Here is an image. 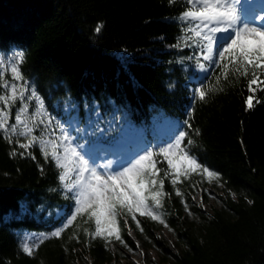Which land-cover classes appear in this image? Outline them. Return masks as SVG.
Segmentation results:
<instances>
[{"label": "trees", "instance_id": "obj_1", "mask_svg": "<svg viewBox=\"0 0 264 264\" xmlns=\"http://www.w3.org/2000/svg\"><path fill=\"white\" fill-rule=\"evenodd\" d=\"M183 10L182 0H0V61L8 65L24 54L20 69L29 94L35 89L44 104V114L30 121L34 135L56 139L62 134L59 124L75 143L120 146L123 155L138 144L123 145L127 136L138 134L144 143L153 119L169 117L174 121L170 135L185 131L193 141L183 142L191 155L217 173L202 174L221 190L218 205L207 210L192 199L195 193L206 195V179L189 173L173 186L167 162L156 158L157 179H164L167 194L156 211L172 238L161 237L163 224L148 216L136 214L143 231L130 215L118 217L132 250L138 242L158 254L159 261L148 264H264V90L257 89L254 107L247 109L250 93L243 78H221L217 86L219 68L200 71L199 49L183 42L185 25L178 19ZM5 79H11L8 68ZM201 84L223 90L200 101L194 89ZM25 103L31 116L36 101ZM20 106L17 100L9 110V124ZM22 151L0 132V264H102L120 256L123 245L115 239L110 250V243L105 247L104 240L85 236V228L94 229L93 221L84 222L87 216L77 217L60 238L50 237L65 223L74 200L60 184V170L38 146L23 156ZM100 158L117 157L104 152ZM61 208L64 214L55 218ZM40 236L49 238L32 256L21 250L25 241Z\"/></svg>", "mask_w": 264, "mask_h": 264}, {"label": "snow or ice", "instance_id": "obj_2", "mask_svg": "<svg viewBox=\"0 0 264 264\" xmlns=\"http://www.w3.org/2000/svg\"><path fill=\"white\" fill-rule=\"evenodd\" d=\"M178 0H169L170 4ZM184 10L178 19L185 25L184 43L186 46H194L199 49L195 56L196 65L200 71L207 73L210 67L220 70L216 76L217 86L223 81L227 82L230 76L237 79L243 78L250 93L245 99L247 109L254 107L255 92L264 90V15L253 16V21L259 20L260 26H253L248 22L247 0H182ZM101 26L97 25L95 31L99 32ZM191 33V35H189ZM189 42L191 44L189 45ZM25 57L23 53L17 54L14 60L5 65L0 61V132L5 134L9 143H15L23 149L19 155L28 153L29 149L38 146L45 160H50L59 169L58 179L62 187L71 194L74 200V211L67 215L62 227L50 233L52 238H60L62 233L73 225L77 217L87 216L84 222H94V229L83 230L86 237L92 240L97 238L105 241V247L114 238L129 252L133 250L121 236L118 217L121 213L130 215L141 231L137 213L140 216H148L153 221H159L168 227L156 209L161 208L164 179H157L161 169L157 168V157L162 156L167 162L175 186L180 178L188 177L189 173L202 170L204 174L212 177L217 173L202 166L191 155L187 145L193 141L187 138L185 131H178V135L171 142L160 147H144L127 157L117 159L115 167L110 165L97 166L90 149L82 144L75 143L73 136L58 124L57 129L61 135L56 139H46L43 136L34 135L35 124L30 126V121L36 120V115L44 114V104L35 89L29 94L28 80L21 72ZM204 61L206 63L201 62ZM5 68L10 69L11 79H5ZM237 74H239L237 76ZM207 79V77H205ZM255 86V87H254ZM201 86L194 89V97L204 101L215 90L222 88ZM21 102V106L15 115V123L9 124V110ZM25 100H35L36 110L29 116ZM256 103H259L257 100ZM43 123V120H41ZM79 131V129H77ZM13 137H16L14 140ZM20 138H24L21 140ZM16 155L15 150L11 153ZM169 176V171L164 172V177ZM159 185V188H157ZM176 195L181 196L177 189ZM195 199V197H193ZM151 201V203H149ZM183 202V201H182ZM185 210H188L185 203ZM190 214V213H189ZM125 226L128 221L124 220ZM171 230V229H169ZM131 234V232H129ZM48 236H40L32 243L25 241L21 250L32 256L34 249ZM73 238L75 237L73 234ZM137 248L139 243L137 242ZM140 255H144L143 252Z\"/></svg>", "mask_w": 264, "mask_h": 264}, {"label": "rangeland", "instance_id": "obj_3", "mask_svg": "<svg viewBox=\"0 0 264 264\" xmlns=\"http://www.w3.org/2000/svg\"><path fill=\"white\" fill-rule=\"evenodd\" d=\"M250 4H248V22L254 26H260V21L259 20H255L253 21L251 18L253 16H259V15H264V0H249ZM259 8V14L255 13L253 14V10L254 8ZM262 11V12H261ZM174 128V121L172 119H170L169 117H155L153 119L152 122V132L149 134V137L147 139V141L150 142V144H146L143 143V145H141L140 149H143L144 147H149L151 148V146H155V145H163V144H167L169 142H171V139H174V136H172V138L168 141H164L163 140V136H167L169 135V133L173 130ZM178 135V134H176ZM139 139V135L135 134V135H129L127 138L124 139L123 144L125 145H135L137 144ZM138 145H140L138 143ZM117 148L115 149V151H119L120 150V146H116ZM137 150V148L133 149V150H129L128 152H126L123 157H127L135 152H139L140 151ZM116 162V161H115ZM115 162L106 164L104 162H98L97 159H95V163L97 166L100 165H110V169H101V170H111V168L115 167ZM198 173H200L201 175H207L204 174L202 172V170H197ZM206 180V184H205V193L206 195H201L200 193H195L192 195V199L193 197H195V199H193L195 201V203L198 206H201L203 209H210L212 206H217L218 205V199H217V195H219L221 193L220 190V186L217 185L215 186L212 181L208 178H206L205 176H203ZM75 204V202H74ZM74 204L72 207L71 211H74ZM67 217L65 218V222H66ZM128 227V226H127ZM129 232H131V234H129ZM127 235H129L132 239L136 238L134 237V233L132 230H130L129 228H127ZM159 235L161 237H163L164 239H171L172 236L170 234V232L168 231V229H166V227L164 225H162V227L160 228V232ZM34 236H30L29 238H33ZM114 239V238H113ZM118 253L120 256L116 255V256H111V258L109 260H107L105 263L102 264H148L150 260H155V261H159V257L158 254L156 253V251L153 248H143L140 247L136 248L132 251L129 252L126 248L118 246ZM108 248L110 250L113 249V243H110L108 245ZM143 252L144 255H140V253ZM90 261V258L87 257V262ZM77 264H84V263H77Z\"/></svg>", "mask_w": 264, "mask_h": 264}, {"label": "bare ground", "instance_id": "obj_4", "mask_svg": "<svg viewBox=\"0 0 264 264\" xmlns=\"http://www.w3.org/2000/svg\"><path fill=\"white\" fill-rule=\"evenodd\" d=\"M92 154H95V153H92Z\"/></svg>", "mask_w": 264, "mask_h": 264}]
</instances>
